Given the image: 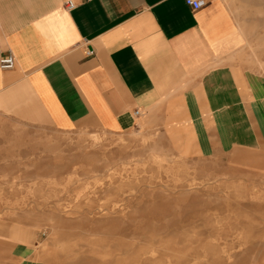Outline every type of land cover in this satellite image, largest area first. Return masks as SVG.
Wrapping results in <instances>:
<instances>
[{"label":"rangeland","instance_id":"1","mask_svg":"<svg viewBox=\"0 0 264 264\" xmlns=\"http://www.w3.org/2000/svg\"><path fill=\"white\" fill-rule=\"evenodd\" d=\"M237 4L251 38L241 66L264 79V0ZM213 132L157 119L14 143L0 264H264V142Z\"/></svg>","mask_w":264,"mask_h":264},{"label":"crops","instance_id":"2","mask_svg":"<svg viewBox=\"0 0 264 264\" xmlns=\"http://www.w3.org/2000/svg\"><path fill=\"white\" fill-rule=\"evenodd\" d=\"M238 15L237 0H0V58H15L0 67V176L19 173L13 144L38 132L54 143L162 119L263 143L264 79L241 66L251 38Z\"/></svg>","mask_w":264,"mask_h":264},{"label":"built area","instance_id":"3","mask_svg":"<svg viewBox=\"0 0 264 264\" xmlns=\"http://www.w3.org/2000/svg\"><path fill=\"white\" fill-rule=\"evenodd\" d=\"M186 2L192 8L200 9L201 7L205 5L207 0H186ZM67 4L70 9L75 7L74 3L71 1H69ZM92 53H93L92 50H89L88 55H91ZM14 65H15V58L12 55L0 58V67L2 69H11L14 67ZM139 113L140 112L137 110L136 114H139Z\"/></svg>","mask_w":264,"mask_h":264},{"label":"bare ground","instance_id":"4","mask_svg":"<svg viewBox=\"0 0 264 264\" xmlns=\"http://www.w3.org/2000/svg\"><path fill=\"white\" fill-rule=\"evenodd\" d=\"M234 42H235V38H234V40H233Z\"/></svg>","mask_w":264,"mask_h":264}]
</instances>
